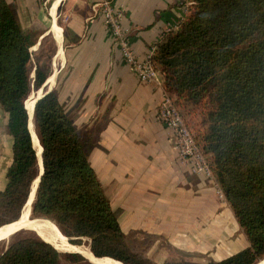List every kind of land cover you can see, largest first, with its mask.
<instances>
[{
	"label": "trees",
	"instance_id": "trees-1",
	"mask_svg": "<svg viewBox=\"0 0 264 264\" xmlns=\"http://www.w3.org/2000/svg\"><path fill=\"white\" fill-rule=\"evenodd\" d=\"M189 1V15L157 47L153 61L175 105L183 102L188 113L201 116L203 131L193 137L249 243L207 264H257L264 258V0ZM33 46L32 35L0 0V107L12 138L0 229L19 220L39 174L26 101L47 77L36 67L31 78ZM32 123L42 149L32 216L51 221L72 245L86 240L89 249L78 250L89 259L93 254L115 264L147 263L127 246L86 144L54 90L36 101ZM54 248L35 236L19 238L0 254V264L84 262L79 254Z\"/></svg>",
	"mask_w": 264,
	"mask_h": 264
},
{
	"label": "crops",
	"instance_id": "crops-1",
	"mask_svg": "<svg viewBox=\"0 0 264 264\" xmlns=\"http://www.w3.org/2000/svg\"><path fill=\"white\" fill-rule=\"evenodd\" d=\"M5 2L22 31L38 32L30 51L47 37L56 44L51 73L35 93L56 90L122 233L155 238L152 253L161 260L183 254L195 262H221L246 250L247 238L214 178L192 174L178 161L171 132L155 121L162 89L140 83L113 48L98 0H52L48 8L46 0ZM188 4L113 0L137 60L145 59L170 26L185 20ZM11 157L12 138L0 107V191Z\"/></svg>",
	"mask_w": 264,
	"mask_h": 264
},
{
	"label": "built area",
	"instance_id": "built-area-1",
	"mask_svg": "<svg viewBox=\"0 0 264 264\" xmlns=\"http://www.w3.org/2000/svg\"><path fill=\"white\" fill-rule=\"evenodd\" d=\"M97 7L103 17L111 45L119 51L121 58L134 73L137 80L144 84H156L162 89L155 121L171 132L178 161L186 165L192 174L203 173L206 176L213 177L207 156L195 142L191 130L175 105L174 98L158 82L159 72L153 61L157 47L152 46L147 51L144 60H137L132 53L126 32L121 25L122 12L115 9L113 0H98ZM181 23L170 26L166 30V34L178 29Z\"/></svg>",
	"mask_w": 264,
	"mask_h": 264
},
{
	"label": "rangeland",
	"instance_id": "rangeland-1",
	"mask_svg": "<svg viewBox=\"0 0 264 264\" xmlns=\"http://www.w3.org/2000/svg\"><path fill=\"white\" fill-rule=\"evenodd\" d=\"M51 1L52 0H46V6H45L46 8L49 7V4L51 3ZM57 2L58 1H54V3L56 5H57ZM188 2H189V4L187 6V16L189 15L191 8H192V2L189 0H188ZM178 29H179V27H178ZM178 29L173 30L170 33H167L161 39L160 43L156 47L160 46L165 41V38L168 34L175 33L176 31H178ZM27 33H30L32 35V41L35 44L38 32L30 31ZM56 49H57L56 44L52 41V39L50 37H47L46 39H44L41 42L40 46H38L36 52L30 51V53H31V60H30L31 78L34 77V70L36 67L41 68V70L44 72V74H46V77H48L50 75L51 69H52L51 64L53 63V60H55V59H53V57L55 56ZM33 92H36V91H33ZM54 92L56 93V90H54ZM31 96L32 97H30L26 101V105L29 101H31V99L35 98L37 95H36V93H32ZM172 97L174 98V101H175V99H176L175 96H172ZM79 103H80V101L77 100L76 104L74 102V106L78 107ZM181 104H183V106L185 105V103H183V102ZM181 104L177 105V108H178L179 112L181 113V115H182L183 119L185 120L189 129L192 131L193 135L197 138L199 136V134L203 131V127L201 125L202 118H201V116H199V114L197 112L196 113L195 112L194 113L193 112L188 113L189 109H187V108L185 109ZM208 158H210V156H208ZM32 218H34V217L32 216ZM30 219H31V217L29 215V218H28L29 224L36 223V224L43 225L46 228L51 227L54 230H56L59 237H61L60 238L61 240L59 239L60 241L58 242V245L60 246V249H59L60 253L79 252L78 249H80V250L81 249H83V250L89 249L88 243L86 240H83L80 245H73L72 246V244H70L68 240H67V242L69 244L66 242L65 238L63 236H61V234L59 233V231L57 230V228L53 224H51L47 221H43V220L31 221ZM38 228H40V227H38ZM38 228H36V230H38ZM38 235L43 240H45L46 242H49L46 238L42 237L40 234H38ZM10 236H12L11 238L9 237L10 239L0 240V254L6 249V247L8 246V244L10 242H12L16 239L29 237V236L38 237L36 235V233H34L30 230H27V229H24L23 231H17ZM125 239H126V243H127V246L129 247V249L133 253L141 255L142 258L145 260V262H147L145 264H207V263H209V262L201 263L200 261L195 262V261L191 260V258L184 256L183 254H179V256L175 255V257L173 259L161 260V257L159 254L155 255L154 253H152L153 245H154L155 241H157L155 238H152V237H149L146 235L132 234L131 236H129V235L125 236ZM63 240H64V242H63ZM160 242L161 241H158V243H160ZM158 243H156V245ZM162 244L164 245V243H162ZM69 245H71L72 247H76V249L71 248ZM164 247H165V245H164ZM162 249H163V247H162ZM83 257H85L87 260L84 259V262L78 263V264H90V263H88V261L91 262L92 264H99L97 261L93 260L92 255H91V259L87 258L85 255ZM262 261H264V258L261 261H259L257 264H259ZM61 264H73V263H70V262L62 259Z\"/></svg>",
	"mask_w": 264,
	"mask_h": 264
},
{
	"label": "bare ground",
	"instance_id": "bare-ground-1",
	"mask_svg": "<svg viewBox=\"0 0 264 264\" xmlns=\"http://www.w3.org/2000/svg\"><path fill=\"white\" fill-rule=\"evenodd\" d=\"M53 4H54V6L52 7V11H51L52 14L54 12L55 5H56L55 3H53ZM52 30H53L52 33H53L54 37L57 38V28L55 26H53ZM57 40H58V38H57ZM53 80H54V74L49 77V79H48V81L46 83L48 87H51L52 86ZM39 96H41L40 95V92L37 94V96L35 98L31 99V101H29L27 103L26 109H27V112L29 113V115H31V111H32V108H33L35 99L38 98ZM30 97H32V96L30 95ZM29 130H30V133H31L32 143H33L34 149L37 151L38 156H39V148H38L39 145H38V142H36V136H35V134L33 132V128L31 126V124L29 125ZM39 170H40V163H39ZM36 183H37V180L35 179V181L33 183V189L31 187L32 192H30L31 193L30 194V198H29V200H27V203H26V205L23 208L24 210H22L23 213H22L21 217L19 218V220L16 221L15 223H13V224H10V225L5 226V227H3V228L0 229V240H2V239L7 240L9 237H11L10 235H12L13 233H15L17 231H23L24 229H27V230H30V231L36 233V235L38 236V238H41L38 234H40L42 237L46 238L50 242V244H52L53 247H55L59 251L60 246L58 245V242L61 240L60 239L61 237H59V235L57 234L56 230H54L51 227L46 228V227H44L43 225H40V224H36V223L29 224L28 223V218H29L30 211H31V205H32V202H33V199H34V191H35ZM35 220H42V219H35ZM31 221H34V220H31ZM45 221L49 222L48 220H45ZM49 223L53 224L52 222H49ZM38 227H40V228H38ZM36 228H38L39 231L36 230ZM57 230H58V228H57ZM63 242H64V240H63ZM74 248H76V247H74ZM78 253L80 254V253H82V251H79ZM101 259H106V258H101ZM93 260L97 261L99 264H115V263H112L110 261H104V260H100L98 258H94V256H93ZM109 260H112V259H109ZM259 264H264V261L260 262Z\"/></svg>",
	"mask_w": 264,
	"mask_h": 264
},
{
	"label": "water",
	"instance_id": "water-1",
	"mask_svg": "<svg viewBox=\"0 0 264 264\" xmlns=\"http://www.w3.org/2000/svg\"><path fill=\"white\" fill-rule=\"evenodd\" d=\"M33 93H35V92H33ZM45 93H47V92H44V93H42L41 94V96H39L38 98H36L35 99V101H34V104L36 103V101L38 100V99H40ZM33 109H34V105H33V108H32V111H31V115H29V113H28V116H29V124L32 122V116H33ZM35 134V133H34ZM31 135V134H30ZM31 141H32V138H31ZM32 146H33V143H32ZM33 148H34V146H33ZM40 148V151H39V156H38V153H37V156H38V163H40V170H39V174H38V177L36 178V180H37V183H36V186H35V191H34V196H35V192H36V189H37V185H38V182H39V179H40V175L42 174V164H41V151H42V149H41V147H39ZM30 194V193H29ZM28 198H29V196H28ZM28 200V199H27ZM34 200V199H33ZM26 203H27V201H26ZM31 210H32V206H31ZM30 217H31V220H35V219H42V218H32V213H31V211H30ZM42 220H46V219H42ZM49 221V220H48ZM49 222H51V221H49ZM60 232V231H59ZM60 234H61V232H60ZM62 235V234H61ZM63 236V235H62ZM12 237V236H11ZM10 237V238H11ZM64 237V236H63ZM10 238H8V239H10ZM65 239H66V237H64ZM39 239H41V238H39ZM42 240V239H41ZM42 241H44V240H42ZM66 241H67V239H66ZM45 243H48V244H50L49 242H46V241H44ZM52 247H53V245L52 244H50ZM54 248V247H53ZM55 250H57L56 248H54ZM58 251V250H57ZM70 253H75V254H79L78 252H70ZM92 254V253H91ZM80 255V254H79ZM93 255V254H92ZM82 256V255H81ZM94 256V255H93ZM83 257V256H82ZM84 258V257H83ZM94 258H96L95 256H94ZM85 260H87L86 258H84ZM98 259H101V258H98ZM88 263H90V264H92L91 262H89L88 261ZM122 264V263H121Z\"/></svg>",
	"mask_w": 264,
	"mask_h": 264
}]
</instances>
